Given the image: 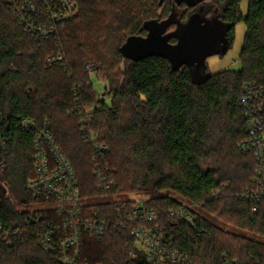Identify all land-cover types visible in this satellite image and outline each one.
Listing matches in <instances>:
<instances>
[{
  "label": "trees",
  "instance_id": "obj_1",
  "mask_svg": "<svg viewBox=\"0 0 264 264\" xmlns=\"http://www.w3.org/2000/svg\"><path fill=\"white\" fill-rule=\"evenodd\" d=\"M75 1L81 15L60 30L56 41H45L24 32L8 0H0V116L9 125L8 151L0 157L6 161L0 179L8 187V192L0 189V222L9 229L21 227L17 206L31 200L26 185L34 177V133L21 131L24 118L39 126L49 123L76 173L87 211L114 219L108 193L94 175L93 148L81 133L79 110L90 108V130L108 149L101 165L113 174L118 194L147 195L150 208L159 211L186 205L180 200L197 207L191 210L197 217L194 231L166 221L176 249L191 264H224L225 256L237 264H264V201L241 198L251 187L256 164L239 148L247 135L242 87L246 82L264 85V0L209 1L229 27L226 53L220 57L233 48L238 24H244L245 34L240 69L210 74L199 83L188 68L174 70L166 58L132 62L121 49L132 37H147L146 23H162L179 12L180 23L186 24L202 13L201 5L161 0L157 10L163 12L157 16L152 11L156 0ZM176 29L172 24L167 33ZM58 56L64 62L49 66V58ZM90 71L106 82L109 103L98 99ZM227 224L254 236L227 231ZM132 250L137 252L129 233L110 231L100 241L87 239L84 256L91 264H142L130 257ZM0 264L61 262L34 237L0 234Z\"/></svg>",
  "mask_w": 264,
  "mask_h": 264
},
{
  "label": "built area",
  "instance_id": "obj_2",
  "mask_svg": "<svg viewBox=\"0 0 264 264\" xmlns=\"http://www.w3.org/2000/svg\"><path fill=\"white\" fill-rule=\"evenodd\" d=\"M8 10L24 32L45 41H56L60 30L81 15V7L75 0H8ZM63 62L62 56L47 61L49 66ZM90 86L91 83H87V87ZM110 97L104 87L99 100ZM240 105L247 135L239 148L256 164L251 187L241 194V198L260 203L264 201V85L246 82L242 87ZM79 114L81 133L93 148L94 175L108 193L106 201L113 207L114 219H101L98 213L92 215L87 211L76 173L51 133L49 123L45 121L39 126L34 119L24 118L19 125L21 131L34 133V177L26 185L31 200L19 205L23 208L18 210L23 215L22 226L9 229L0 222V234L5 239L20 238L25 234L34 237L42 249L56 256L61 264H91L84 256L86 240L100 241L110 231H122L134 238L137 252L132 250L130 257L142 264H191L176 249L174 235L166 221L196 230L197 217L191 212L193 206L182 205L159 211L150 208L147 195L118 194L113 174L101 165V158L108 149L96 141L90 130L92 114L87 113L86 108L80 109ZM8 128L0 116V157L8 151ZM5 170L6 161L1 159L0 175ZM1 188L8 191L0 179ZM223 261L224 264H237L236 259L226 256Z\"/></svg>",
  "mask_w": 264,
  "mask_h": 264
},
{
  "label": "water",
  "instance_id": "obj_3",
  "mask_svg": "<svg viewBox=\"0 0 264 264\" xmlns=\"http://www.w3.org/2000/svg\"><path fill=\"white\" fill-rule=\"evenodd\" d=\"M173 1L175 6L185 4L189 8H195L204 0ZM174 18L175 15H172L169 20L162 23L155 21L146 23L147 37L130 38L121 52L132 62H139L151 56H161L170 61L174 70L187 67L193 81L199 83L210 76V73L205 74L207 59L226 53V35L229 28L215 21H205L200 14L191 16L186 24L175 22ZM172 24H176L177 29L167 33ZM172 39L177 41L173 45L176 49L173 54L162 49L163 44H169ZM195 77H203V79L197 81Z\"/></svg>",
  "mask_w": 264,
  "mask_h": 264
},
{
  "label": "rangeland",
  "instance_id": "obj_4",
  "mask_svg": "<svg viewBox=\"0 0 264 264\" xmlns=\"http://www.w3.org/2000/svg\"><path fill=\"white\" fill-rule=\"evenodd\" d=\"M161 0H156V6L155 8H153V13L157 16H160L162 14V10H157V5L158 2H160ZM166 2H168L169 0H165ZM206 1H210V0H206ZM211 4L214 3V1L209 2ZM241 11L243 14H245L246 12V7H247V2L244 1L241 4ZM175 21V18H174ZM176 22V21H175ZM174 30V29H171ZM244 34H245V26L243 23H240L237 25L236 27V37H235V42L233 45V48L231 50L228 51V53L223 56H212L210 58L207 59L206 64H207V72L210 74H216L222 71H227V70H231V71H238L240 69V62H239V55L243 46V40H244ZM163 51H166L167 53H174L176 51V49L173 47V44H163L162 46ZM119 66L121 68H123L124 66V62H121V64H119ZM91 76V75H90ZM205 76V75H203ZM91 82L93 84V89L94 91L97 93L98 95V99H99V95L103 92L104 87H107L106 82H102L101 80H99L96 76H91ZM203 79V77H195V80L199 81ZM110 98L106 99L105 101L107 103L110 102ZM87 113L91 112L90 108H86ZM8 192V191H7ZM182 203L189 205L186 201L180 200ZM18 210H23L22 207H19V205L17 206ZM194 210H198L197 207H193ZM223 226V225H222ZM225 228V230L236 233V234H240V235H244L247 237H252L254 236V234L250 233V232H245L242 230H236V228H234L233 226L227 224L226 226H223ZM258 239V237H255ZM264 240V239H263ZM262 240V241H263Z\"/></svg>",
  "mask_w": 264,
  "mask_h": 264
},
{
  "label": "flooded vegetation",
  "instance_id": "obj_5",
  "mask_svg": "<svg viewBox=\"0 0 264 264\" xmlns=\"http://www.w3.org/2000/svg\"><path fill=\"white\" fill-rule=\"evenodd\" d=\"M200 5H201V8L199 9V11H201L202 13H196V14H200V16L203 18V20L209 21V22L215 21V22L220 23V24L224 25L225 27L229 28L227 25H225L223 23V20L220 18L219 9L218 8L213 9L215 6L214 3L209 4V5H202V4H200ZM206 10L209 11V13L208 12L205 13ZM211 10H213L212 15H211V12H212ZM174 15H175V21L180 23V21H181L180 13L176 12V13H174ZM180 24H182V23H180ZM216 56H219V55H216ZM185 68H187V67H185ZM206 71H205V74H206Z\"/></svg>",
  "mask_w": 264,
  "mask_h": 264
}]
</instances>
